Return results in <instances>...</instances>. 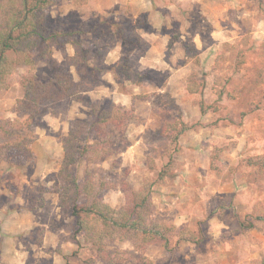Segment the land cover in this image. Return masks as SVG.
<instances>
[{
	"label": "rangeland",
	"instance_id": "374dc122",
	"mask_svg": "<svg viewBox=\"0 0 264 264\" xmlns=\"http://www.w3.org/2000/svg\"><path fill=\"white\" fill-rule=\"evenodd\" d=\"M45 14L50 32H75L90 66L80 76L81 67L68 68L74 51L58 38L48 58L29 54L33 76L44 84L55 66L69 69L76 99L47 102L30 116L23 65L0 90V227L23 225L20 234L0 232V264L17 257L14 249H23L25 264L263 260L264 0H48ZM121 58L127 63L116 70L127 81L108 71ZM92 104L124 115L108 125V154L69 171L79 182L88 173L105 183L98 196L114 209L125 192L149 189L154 220L169 229L166 246L138 250L112 238L103 262L75 238L55 187L62 140L76 122L90 127ZM26 136L30 143L16 144Z\"/></svg>",
	"mask_w": 264,
	"mask_h": 264
},
{
	"label": "trees",
	"instance_id": "16d2710c",
	"mask_svg": "<svg viewBox=\"0 0 264 264\" xmlns=\"http://www.w3.org/2000/svg\"><path fill=\"white\" fill-rule=\"evenodd\" d=\"M47 6L48 0H0V90L7 88L16 67L25 66L29 78L23 80L22 86L29 100L30 116L41 112L42 106L47 102V105L55 104L59 107V102L76 99L80 89L69 69L64 71L56 66L51 80L44 84L37 81L33 76L32 57L29 58L32 51L41 58H48L50 43H54L58 38H65V43L70 44L74 51L72 56H66L68 68L81 67V70L77 71L80 76L82 73L86 74L90 66L82 42L74 38L75 32L54 33L48 30L45 14ZM124 62L127 63L126 59L121 58L119 64L108 71L125 80L126 76L116 70L118 65L124 68ZM93 72L92 70L90 73ZM133 74L136 81L141 79L138 71ZM57 113L58 111L53 112ZM90 114L93 122L89 128L76 122L62 140L64 156L57 174L60 184L55 187V192L60 194L61 205L67 208L74 218L75 238L82 235L84 244L95 249L97 257L103 262L111 261L106 241L112 238L128 240L138 250L152 243H164L166 246L169 229L154 220L149 189L140 193L125 192L124 205L114 209L98 196L105 183L97 182L88 173L86 178L79 182L69 171L71 165L77 162L94 163L108 154V125L119 119L116 118L119 114L124 115V112L115 106L106 111L101 109L100 105L92 104ZM91 129L96 131L93 141L89 138ZM185 130V125L181 124L179 133ZM18 140L16 144L23 141L30 143L32 137H20ZM257 264H264V259Z\"/></svg>",
	"mask_w": 264,
	"mask_h": 264
},
{
	"label": "crops",
	"instance_id": "0c3cea01",
	"mask_svg": "<svg viewBox=\"0 0 264 264\" xmlns=\"http://www.w3.org/2000/svg\"><path fill=\"white\" fill-rule=\"evenodd\" d=\"M131 104V103H130ZM129 104V105H130ZM121 105H125L124 103H121ZM12 214V213H11ZM13 215H15V213H13ZM17 225H18V227L16 228H14V230H8V231H3V228H2V226L0 227V232H3V234H8V233H10V234H13V235H16L17 233H19L20 234V232H23V228H22V224H18L17 223ZM20 227V228H19ZM31 229V228H30ZM7 251V250H6ZM14 252H15V254L17 255V257H15V259L13 258V260H9V263L11 264L13 261V263L12 264H16V263H18L19 264V261L22 263V264H25L26 263V260H25V252L23 251V249H14ZM2 255H4V257H5V254H4V252H3V254ZM9 256H6V257H8V259L11 257V255L10 254H8ZM22 257L23 256V258H21L20 259V256ZM16 259H18V260H16ZM8 263V264H9Z\"/></svg>",
	"mask_w": 264,
	"mask_h": 264
}]
</instances>
